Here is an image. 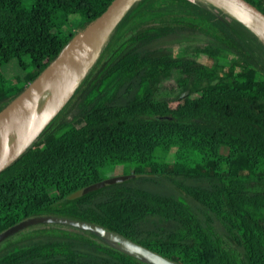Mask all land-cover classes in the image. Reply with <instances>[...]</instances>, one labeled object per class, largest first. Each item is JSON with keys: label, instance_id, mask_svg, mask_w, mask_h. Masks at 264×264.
Segmentation results:
<instances>
[{"label": "trees", "instance_id": "obj_1", "mask_svg": "<svg viewBox=\"0 0 264 264\" xmlns=\"http://www.w3.org/2000/svg\"><path fill=\"white\" fill-rule=\"evenodd\" d=\"M111 1L0 0V114ZM246 1L264 14V0ZM263 57L208 0H134L61 109L0 171V233L56 216L177 264H264ZM120 165L135 178L68 199ZM0 264L147 263L45 224L1 242Z\"/></svg>", "mask_w": 264, "mask_h": 264}, {"label": "water", "instance_id": "obj_2", "mask_svg": "<svg viewBox=\"0 0 264 264\" xmlns=\"http://www.w3.org/2000/svg\"><path fill=\"white\" fill-rule=\"evenodd\" d=\"M133 1L134 0H112L109 3V5L104 9V11L63 49V51L58 55V57L54 61H52L31 84L28 85V87L23 91V93L11 105L13 107L23 103L31 94L35 86L38 84V82L42 79V77L50 70V68L53 66L56 60H58V58L62 55L65 49L78 36L82 35L83 39H82L79 59L75 67L73 68L72 72L70 73L68 80L62 92L60 93L58 99L45 114L38 116L37 120L33 121V123L30 125L26 133L17 143H15L12 146H10L12 143L11 142L9 143L10 148L3 154V156L0 157V171H2L7 166H9L28 148V146L37 138V136L41 133V131L47 126L50 120L61 109V107L66 102V100L72 94L74 88L76 87L82 76L87 71L88 67L90 66L92 60L94 59L100 45L104 41L110 28L117 20V18L120 16V14L123 12V10L127 8L129 4L132 3ZM208 1L224 9L227 13H229L235 19H237L239 22L245 25L264 46L256 31L251 27H249L248 25H246L244 21L239 20L235 15L232 14V12L228 10V8L214 2L213 0H208ZM224 1L238 7L244 13L255 18L264 27V14L258 11L254 7V5H252L250 2L246 0H224ZM42 106H43L42 103H40V108H42ZM132 178H135V175L132 174L120 175L109 179H104L75 191L74 193L68 196V199L72 200L88 192L103 188L105 186L122 183ZM38 224H59V225L76 228L78 230L87 231L91 234L96 235L99 239H101L103 242L107 243L108 245L112 246L113 248H116L117 250L124 252L129 256L135 257L147 264H177L103 227L90 224L87 222L77 221L64 217H56V216H39V217H32L22 220L0 233V243L6 240L7 238L15 235L16 233L24 230L25 228Z\"/></svg>", "mask_w": 264, "mask_h": 264}, {"label": "bare ground", "instance_id": "obj_3", "mask_svg": "<svg viewBox=\"0 0 264 264\" xmlns=\"http://www.w3.org/2000/svg\"><path fill=\"white\" fill-rule=\"evenodd\" d=\"M213 1L228 8L239 20L254 29L264 43V27L258 20L224 0ZM82 39V35L78 36L65 49L23 103L0 115V157L23 137L38 116L45 114L56 102L79 59ZM39 103L43 106L42 110L38 111ZM9 142L12 143L10 146Z\"/></svg>", "mask_w": 264, "mask_h": 264}, {"label": "rangeland", "instance_id": "obj_4", "mask_svg": "<svg viewBox=\"0 0 264 264\" xmlns=\"http://www.w3.org/2000/svg\"><path fill=\"white\" fill-rule=\"evenodd\" d=\"M98 3H99V6H102V5H103V2H102V1H98ZM56 22H57V18H56L55 16H53V15H50V16L47 18V23H48V25H50V26H53ZM261 41H262V40H261ZM262 43H263V41H262ZM190 44H191L190 42H187V43L185 44V46H184V48H183V54L188 53V52L192 49ZM263 44H264V43H263ZM107 50H108V49H107ZM7 67H8L11 71H15V72H16V70H15V68H14V67H15L14 64H9ZM3 69H4V67L1 68V70H3ZM11 107H12V106H11ZM11 107H10V108H11ZM10 108H8L7 110H9ZM37 109H38V111H39V110H42V108H40V103L38 104ZM7 110H6V111H7ZM95 117H96L95 114L89 115V116H87L86 118H84V121H85V122H87V121H91V120H93ZM9 143H10V142H9ZM125 166H126V165H120V166H117L115 170L111 169L110 167H109V168L107 167V168L101 173V177H102V179L104 180V179H109V178H112V177H115V176H120L121 173L124 171V167H125ZM160 186L163 187L164 189L168 190L169 192H171V193H175V194H176V190H175V188H174L172 185H170V184L164 182V183L161 184ZM148 187H149L150 189H153V190L160 189L159 187L151 186V185L148 186ZM43 225H45V224L34 225V226H31V227L25 228V230L36 229V228H38V227L40 228V227L43 226Z\"/></svg>", "mask_w": 264, "mask_h": 264}]
</instances>
